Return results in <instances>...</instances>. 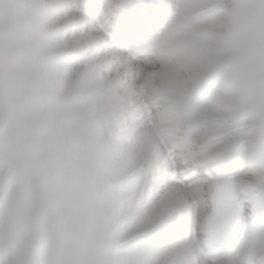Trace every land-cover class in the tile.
I'll return each mask as SVG.
<instances>
[{
	"label": "clouds",
	"instance_id": "clouds-1",
	"mask_svg": "<svg viewBox=\"0 0 264 264\" xmlns=\"http://www.w3.org/2000/svg\"><path fill=\"white\" fill-rule=\"evenodd\" d=\"M127 3L0 0V264H150L151 132L129 120L107 46ZM169 23L136 48L177 108L227 117L241 83L264 101V0H187ZM227 147L251 162L243 139Z\"/></svg>",
	"mask_w": 264,
	"mask_h": 264
},
{
	"label": "snow or ice",
	"instance_id": "snow-or-ice-1",
	"mask_svg": "<svg viewBox=\"0 0 264 264\" xmlns=\"http://www.w3.org/2000/svg\"><path fill=\"white\" fill-rule=\"evenodd\" d=\"M186 2L128 0L106 26L127 116L151 132L142 221L150 264H264V101L241 83L227 117L206 114L198 104L177 108L157 83L166 67L136 48V38L170 29ZM212 67L201 76L207 88ZM241 139L251 162L238 165L227 145Z\"/></svg>",
	"mask_w": 264,
	"mask_h": 264
}]
</instances>
